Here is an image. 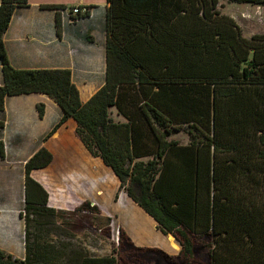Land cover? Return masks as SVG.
Instances as JSON below:
<instances>
[{
	"label": "trees",
	"instance_id": "1",
	"mask_svg": "<svg viewBox=\"0 0 264 264\" xmlns=\"http://www.w3.org/2000/svg\"><path fill=\"white\" fill-rule=\"evenodd\" d=\"M28 6L0 0V130L6 98L47 95L61 116L46 136L68 119L75 123L86 151L178 241L180 253L169 261L264 264V32L244 37L218 0H106L105 82L83 103L70 70L9 63L3 34L14 11ZM40 8L58 14L73 6ZM185 128L187 143L170 138ZM51 160L41 148L24 164L25 256L0 249V264H146L152 252L156 261L168 259L135 248L120 228L116 256L73 251L67 258L65 245L43 239L47 219L61 210L47 206V192L30 173ZM76 209L99 213L87 201Z\"/></svg>",
	"mask_w": 264,
	"mask_h": 264
},
{
	"label": "crops",
	"instance_id": "2",
	"mask_svg": "<svg viewBox=\"0 0 264 264\" xmlns=\"http://www.w3.org/2000/svg\"><path fill=\"white\" fill-rule=\"evenodd\" d=\"M28 4V7L14 11L9 26L3 34V44L9 63L18 69L70 70L72 81L79 91L80 100L83 103L86 102L105 82L104 21L106 0H28ZM47 4L81 8L90 6V8L88 16L77 21L74 18L75 15L69 16L67 12H58L57 14L55 10L40 8L41 5ZM57 18L60 19L59 33L56 31ZM1 80L0 70V83ZM38 105L42 106V117L38 115ZM60 116L61 111L58 105L45 94L6 98L3 112L4 124L0 130L2 150L0 166L7 165L8 173H10L12 167L17 165L21 171V179L20 177L16 178L19 185L23 183L24 186L23 167L30 156L39 149L45 148L52 155V160L47 165L49 166L54 164L55 151H57L56 153L59 154L57 158L62 161L55 162L63 170L67 163L72 165L71 169H76L74 173L67 174V176H73L72 179L79 182L80 188L70 178H64L66 182L61 184L58 175L55 184L51 185L54 199L51 202L49 184L45 180L48 178L49 172L47 171L44 177L42 174L45 171L38 175L37 172L41 169L33 170L30 173L31 177L48 194V207L57 210L69 207L74 209L83 202H90L91 205H95L99 209L100 216L111 218L112 222L117 224V228H120L128 236L135 248L151 251L156 249L168 257V259L163 258L159 262L154 258L156 254L154 256L152 252V256L146 264H174L169 259H175L180 253L181 246L178 241L170 234L161 233L153 218L143 211L123 189L119 188V180L112 170L100 158L93 157L86 151L75 134V123L68 119L52 134L46 136ZM52 166L54 169V165ZM4 171L5 168L0 169V173L5 174ZM61 171L59 170L58 173ZM68 171L67 173H70ZM61 175L64 177V174ZM0 183H3V180H0ZM56 184H58L57 187H55ZM53 189L59 196H55ZM69 198L73 202L65 204L67 202L64 201ZM5 202V196L0 197V212L10 213L14 207L10 208L9 205H13ZM14 211L17 213L18 226L15 228L16 233H13L9 238L10 240L17 239L20 233L24 234L23 220L19 216L20 210L16 208ZM140 216L147 225L132 227L130 219ZM8 232V229H0V236L7 239L10 233ZM12 245L11 242L1 244L0 249L4 251L3 247ZM115 248L116 252L114 253L116 254L117 244ZM21 251L22 254L19 257L16 256L18 259H23L25 256L24 247ZM6 254L13 256L8 252ZM96 257H102V255Z\"/></svg>",
	"mask_w": 264,
	"mask_h": 264
},
{
	"label": "rangeland",
	"instance_id": "3",
	"mask_svg": "<svg viewBox=\"0 0 264 264\" xmlns=\"http://www.w3.org/2000/svg\"><path fill=\"white\" fill-rule=\"evenodd\" d=\"M218 8L223 14L228 15L232 19H234L244 37H250L253 34L264 32V5L258 6L249 4H235L228 0H218ZM186 129L187 128H185L183 132L179 131L177 133H172V136L170 138L173 137L180 143H187L188 137L184 132ZM56 152L57 151H55L56 155L54 157V164H50L46 168L41 169L39 170V172H37L39 175L42 171H45V173L42 174L44 177L47 171L49 172V176L45 180L49 184L51 202L54 200L53 192H51V185L55 184V180H57V178L60 176L59 181L61 182V184H65L66 178L72 179L73 177L67 176V174L70 175L71 173H74L76 171V169L74 168L71 169L72 165L70 163H67V166L65 167L66 171L63 170L61 166L55 162L62 161L60 158H57V155L59 154ZM52 165H54L55 170L53 169ZM4 168V172L6 175L4 173H0V180H3V183H0V197L3 198L5 196V203L12 204L13 206L9 205V207H14V209H11L12 211L10 213L0 212V229H8V231L10 232H8L9 236L7 237V239H5V237H3L2 235L0 236V245L11 242L13 245L3 247V250L6 253L8 252L13 254V256L15 257H19L22 254L21 250L24 247V234L18 233L19 237L17 239H13L14 241L10 240L9 238L13 233H16L15 228H17L18 226V221L16 220L17 213L14 210L17 208L21 210L22 213H24L22 197L23 183H20L19 185V181L16 178L20 177L21 171H19L17 165H14V167H12V171L10 173H8L7 165L0 166V169ZM59 170L62 171L58 173ZM67 171L70 173H67ZM61 174H64V177H62ZM53 177L56 178L53 179ZM13 180L15 181L13 182ZM73 181L75 184L77 183L76 186L80 188L79 182L76 180ZM57 186L58 184L55 185V187ZM53 190L55 196H59L55 189ZM64 202H67L65 204H70L71 202H73V200L69 198ZM13 219H15V222H13ZM47 220L48 222L45 226H43L45 231L40 234L43 235V239H47L48 241L52 240L54 242H59L65 245L67 247V258L72 257L73 254L71 253H73V251L86 252V255L88 256H105L111 253L114 254V256L117 255V253L115 254L114 252H116L115 245L118 243L119 234L117 231V224L114 223V221L112 222L111 218L100 216L98 213L89 212L88 210L80 211L76 208L72 209L71 207H69L58 212L57 216L50 217ZM130 221L132 227H138L142 225L145 227L147 225L142 216H140L139 218L132 217ZM30 231H32V229H30Z\"/></svg>",
	"mask_w": 264,
	"mask_h": 264
},
{
	"label": "built area",
	"instance_id": "4",
	"mask_svg": "<svg viewBox=\"0 0 264 264\" xmlns=\"http://www.w3.org/2000/svg\"><path fill=\"white\" fill-rule=\"evenodd\" d=\"M85 9L84 8H81V7H78V6H75L73 7L70 11L68 10H63V11H60L62 13H65V12H70L72 15H76V14H82L84 13ZM69 14V13H68Z\"/></svg>",
	"mask_w": 264,
	"mask_h": 264
}]
</instances>
